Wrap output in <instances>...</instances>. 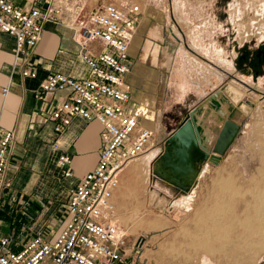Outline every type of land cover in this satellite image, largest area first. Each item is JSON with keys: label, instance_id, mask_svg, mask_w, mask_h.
<instances>
[{"label": "crops", "instance_id": "1", "mask_svg": "<svg viewBox=\"0 0 264 264\" xmlns=\"http://www.w3.org/2000/svg\"><path fill=\"white\" fill-rule=\"evenodd\" d=\"M10 1L23 9L44 5V0ZM131 3L139 4L143 10L128 47L131 70L124 78L130 84L128 106L136 115L139 127L153 131L155 145L164 144L185 121L190 110L196 109L199 124L205 131L215 132L214 139L223 121L231 120L230 104L221 107L219 101L222 98L228 103V82L224 79L227 75L220 78L217 73L221 69L231 76V60L223 61L224 67L219 66L212 42L207 47V54L196 52L210 66V71L202 72L198 82L191 74L184 81L178 71L181 67L177 59L182 40L173 33L177 25L171 20L172 16L195 14L209 16L207 18L214 22L220 0H138ZM157 6H162V11ZM215 28L214 24L207 25L205 32L214 33ZM179 29L183 31L181 24ZM198 39L194 47L202 46L208 40L205 37ZM14 46V37L0 30V128L14 132L3 178L10 187L0 189V238L8 237L11 249L17 251L34 236L53 239L61 231L66 218L65 205L72 190L98 161L102 127L95 120L86 123L76 117L58 137L60 149L54 150L51 144L56 137L52 125L36 121L35 113L39 112L42 102L35 93L48 72L58 71L75 78L88 73L68 27L44 24L41 38L31 55L35 78L21 76V59L15 63ZM87 50L95 55L100 51V45L90 43ZM4 87L8 89L6 95L1 93ZM61 153L71 158L68 170L72 177H64L57 164ZM203 155L201 150L198 157L201 164ZM116 199L115 192L114 205Z\"/></svg>", "mask_w": 264, "mask_h": 264}, {"label": "built area", "instance_id": "2", "mask_svg": "<svg viewBox=\"0 0 264 264\" xmlns=\"http://www.w3.org/2000/svg\"><path fill=\"white\" fill-rule=\"evenodd\" d=\"M86 6V0H44V5L23 9L10 0H0V30L14 37L15 63L21 59L22 77H36L31 55L46 23L71 30L88 67L82 78L53 71L39 83L35 97L42 106L35 118L40 124L52 125L56 137L52 148L60 149L58 137L76 117L86 123L95 120L102 127L98 161L72 190L61 231L53 239L34 236L17 251L11 249L8 237L0 238V264H148L137 251L130 258L127 233L116 220L114 205L123 169L155 147L153 131L139 127L128 106L130 84L124 78L131 70L128 47L143 9L127 0ZM93 42L100 45L95 55L87 50ZM7 91L4 87L2 95ZM13 139V131L0 128V189L10 187L3 178ZM70 163L67 154H59L57 164L64 177H72Z\"/></svg>", "mask_w": 264, "mask_h": 264}, {"label": "rangeland", "instance_id": "3", "mask_svg": "<svg viewBox=\"0 0 264 264\" xmlns=\"http://www.w3.org/2000/svg\"><path fill=\"white\" fill-rule=\"evenodd\" d=\"M102 1L86 0V4L92 8ZM220 2L214 22L209 16H172L171 23L178 28L174 27L173 33L182 40L178 48L181 67L178 71L184 81L191 74L198 82L202 72L210 71V66L196 52L207 54V47L214 42L218 65L231 60V76L217 70L220 78L227 75L224 79L228 82V103L220 98V106L230 104L231 121L240 131L220 161H207L208 165L192 176L191 182L174 178L171 169L165 175L161 170H154L166 151L165 143L155 145L147 153L160 151L162 155L159 153L149 161L154 154L151 153L123 169L116 191V220L127 233L126 249L130 258L137 251L148 264H264V250L256 248L236 254L231 247L210 254L199 247L195 250L197 240L200 243L198 237L202 236L198 220L201 216H212L218 205L225 206L226 215H220L214 224L207 221L203 229L218 228L228 243L243 236L250 223L264 218V59L253 54L264 43V0ZM180 24L183 31L179 29ZM210 24L216 26L214 33L205 32ZM198 37L208 40L194 47ZM188 44L192 46L190 49ZM232 183L238 195H232Z\"/></svg>", "mask_w": 264, "mask_h": 264}, {"label": "bare ground", "instance_id": "4", "mask_svg": "<svg viewBox=\"0 0 264 264\" xmlns=\"http://www.w3.org/2000/svg\"><path fill=\"white\" fill-rule=\"evenodd\" d=\"M222 109H224V108H222ZM194 117H195L194 118L195 119V121H194L195 127H198L197 129H198V134H199V138H200L199 144L202 147L210 148V146H212L213 142L215 141V139H214V141L212 139V134H211L212 131L207 129L209 131L208 132L202 128L201 123L199 124V119L196 116V113H195ZM214 133L215 132H213V134ZM152 152H154V151H152ZM152 152H150L148 155H150ZM191 152H193L198 158L200 156L201 148L198 146L196 149H192V150L188 151V155H187L186 160H187V164L190 166V169H188L186 176L183 178L184 182H188V181L191 182L192 175L196 174V173L198 175V173L203 171L202 170L203 166L208 165L206 163L208 160L204 161L202 164H201V162H198L199 165L200 164L201 165L198 166V168L193 169V167L191 165L192 162L191 161L189 162L190 157H191ZM154 156H155V153L153 155H151V157H149V161H151L152 158H154ZM174 166H175V164L173 162V159L163 158V159L157 161V163L154 165V170L156 172H158V171L160 172V170H161L163 172V175H165V172L167 171V173H169L168 170L171 169L173 174L174 173L177 174V172H178L177 168ZM198 169H199V171H198ZM221 184H223V183H221ZM224 184H223V186H224ZM227 186H228V184H227ZM227 186H225V187L227 188ZM236 194L238 195V191H236V189L234 188V185L232 183V195H236ZM184 200L185 199H183V201ZM183 201H181L180 204ZM224 207L225 206L218 205L213 209L214 214L212 216H210V215H209L210 217L201 216V219L198 220V222L201 224V225H199V229L202 232V234H201L202 236L198 237L200 239V243H198V240H197V244L195 245V250H196V247H199L201 249V251H203L205 254L224 251L225 248H227V247H231L232 252L234 254H236L237 252H240V251H245V250H250V249H255V248L258 250H264V218L257 219V217H256L255 219H257V221H255V223H250L249 227H247V230H245L244 234H241L243 236H240V237L238 236L239 238L237 240L236 239L232 240L231 241L232 243H230V240L228 243L227 240L225 238H223L222 233L220 234L219 230L217 231L218 228H214V226H211V227L209 226L206 229H203V226H205L207 224V221L215 223V221H216L215 219H218V217L220 215H222V216L226 215L225 214L226 210ZM263 217H264V212H263ZM242 239H244V241ZM244 242H246V243H244Z\"/></svg>", "mask_w": 264, "mask_h": 264}, {"label": "water", "instance_id": "5", "mask_svg": "<svg viewBox=\"0 0 264 264\" xmlns=\"http://www.w3.org/2000/svg\"><path fill=\"white\" fill-rule=\"evenodd\" d=\"M195 113L196 109L190 110L185 121L165 142L166 151L162 157L173 159L174 167L177 168L178 172L177 174L172 173V175L176 179L184 178L188 169H190L186 160L189 150L196 149L199 146L204 151L203 160L216 163L227 153L240 131V127L237 124L226 119L221 124L212 146L210 148L202 147L199 144L198 127H195L194 124ZM169 144L171 146H168ZM196 174L191 175L194 176Z\"/></svg>", "mask_w": 264, "mask_h": 264}, {"label": "flooded vegetation", "instance_id": "6", "mask_svg": "<svg viewBox=\"0 0 264 264\" xmlns=\"http://www.w3.org/2000/svg\"><path fill=\"white\" fill-rule=\"evenodd\" d=\"M253 54L256 56V58H258L260 60H263L264 59V43L260 47H258V49L255 50ZM242 56H244V54H242ZM248 60H251V58H249ZM249 65H251V64H249ZM251 69L256 70V68L254 66H252V65H251ZM255 73L258 74L259 72L256 70ZM160 154L162 155L163 153H160ZM190 161L192 162L191 165H192L193 169L198 168V166H199V163H198L199 162V158H197V156L193 152H191V157H190L189 162Z\"/></svg>", "mask_w": 264, "mask_h": 264}]
</instances>
